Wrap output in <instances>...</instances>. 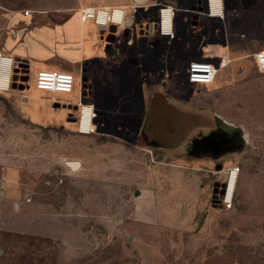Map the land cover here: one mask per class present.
<instances>
[{
	"label": "rangeland",
	"instance_id": "374dc122",
	"mask_svg": "<svg viewBox=\"0 0 264 264\" xmlns=\"http://www.w3.org/2000/svg\"><path fill=\"white\" fill-rule=\"evenodd\" d=\"M155 1L152 21L170 10L174 38L148 39L149 99L134 97L137 56L117 83L96 85L86 133L80 113L62 108L79 87L38 91L31 71L28 102L0 93V264H264V73L254 63L264 0H220L221 18L207 0L140 4ZM94 2L0 0V53L24 11L58 22ZM198 3L205 28L191 22ZM203 49L229 63L211 85L192 86L185 71ZM146 123L159 146L141 137ZM232 171L231 197L214 202V183L226 189Z\"/></svg>",
	"mask_w": 264,
	"mask_h": 264
},
{
	"label": "crops",
	"instance_id": "0c3cea01",
	"mask_svg": "<svg viewBox=\"0 0 264 264\" xmlns=\"http://www.w3.org/2000/svg\"><path fill=\"white\" fill-rule=\"evenodd\" d=\"M99 1L104 0H96V2L90 5H76V8L68 12V15L58 22L41 21L39 19L33 21L31 20V13H29L28 16H24L23 14L19 17L15 16L13 19L15 26L6 35L2 52L0 53L1 55L11 57L13 60L17 59L26 64L27 81L31 71L36 73L40 70H48L73 74L75 77V86L72 93L75 91L76 87H79L82 93V86L85 84L87 86L86 96L83 98L80 93V95L76 97V101L62 107L68 112L67 116L74 112L75 109L79 112L83 106L91 107L92 113L94 114L95 110L92 101L95 96L94 92L96 85L100 84V82L117 83L114 73L118 75L116 71H122L124 69L129 62V57L137 56L141 63L139 65L142 66V69L140 70L139 68L137 72V77L133 79L134 82L140 85L134 97L139 98L141 95L140 93L143 92L144 95H146V99H149L152 95V91L146 87L148 86V82H150L146 79L150 74L149 64L144 63L147 57L150 56V49L153 43L148 41V39L154 34L174 38L172 28L169 35L162 33L160 28V12L156 31L151 34L145 32L140 33L139 31L138 27L140 24L142 28L145 29L147 24L152 22L153 8H155L154 3L156 1L144 5L140 3L145 0H132V2L128 3L126 6L119 5V3H117L118 0H114L115 2H113L112 5L99 4ZM114 8L121 10L120 15L123 23L133 22L135 26L131 30L130 35L124 38L131 41L122 42L120 41L122 39H117L107 48L102 41L101 30L92 20H82L81 11L83 9H93L94 11L106 9L108 14H110ZM182 11L185 10L183 9ZM205 26V23L199 25L201 28H205ZM96 29L98 32H96ZM153 45L155 46L156 44L154 43ZM204 49L203 52H200V58L198 56L196 58L207 60L215 66H218L221 61L220 53L216 52L217 50L215 49H211L212 53H208V50L206 51ZM2 73L3 76L0 75L1 78L4 79L6 76L5 71ZM26 83L23 90L11 89L10 85L9 89L1 94L10 96L14 100L21 101V99H24V101L28 102V98H25V91L28 89ZM156 91L158 92L159 89H156ZM83 99L89 101L82 102ZM50 100L53 106L55 100L54 98ZM145 101L144 99V104ZM147 102L148 101H146L145 105H147ZM18 109L19 112L25 116L24 113L20 111L21 104L18 105ZM94 118L95 116L90 122V126L92 127L95 126ZM143 119L144 117H142L141 123Z\"/></svg>",
	"mask_w": 264,
	"mask_h": 264
},
{
	"label": "built area",
	"instance_id": "2783aa9c",
	"mask_svg": "<svg viewBox=\"0 0 264 264\" xmlns=\"http://www.w3.org/2000/svg\"><path fill=\"white\" fill-rule=\"evenodd\" d=\"M209 1L210 0H207V9H208V15L211 16L209 12ZM215 1H218V6H217L219 10L218 13L221 15L220 0H215ZM162 10L160 11V17H161ZM29 13L30 12L26 10L23 12V15L28 16ZM81 19L82 20H87V19L92 20L95 23V25L98 26L100 30L105 28L110 23L120 25V23L122 22L121 15H119L118 20H116L115 11L112 10L111 13L108 14V11L106 9L95 10V11L93 9H83L81 11ZM160 28L162 31L161 18H160ZM228 63H229V60L225 59V60H221L218 66H215L213 63L207 60H203V59L193 60L189 62L186 68V71H185L186 81L188 84H191V85H197V86L210 85L214 81L218 69L220 67L225 66ZM254 63H255L256 69L259 72L264 73V49L259 50L254 55ZM13 67H14V60L11 57H7V56L0 54V74L3 71H5V75H6L4 79H2L0 75V93L5 92L9 89L11 85V74H12ZM74 86H75V77L71 73L40 70V71H37V73L35 74L34 87L35 89L40 90V91L70 94L74 90ZM85 110H89L92 112V109L89 106L81 107L79 111L80 113L79 121ZM93 117H94V114L92 113L90 116V122ZM78 128H79V131L82 130L79 125H78ZM225 191H224V196H225Z\"/></svg>",
	"mask_w": 264,
	"mask_h": 264
},
{
	"label": "flooded vegetation",
	"instance_id": "af4514ba",
	"mask_svg": "<svg viewBox=\"0 0 264 264\" xmlns=\"http://www.w3.org/2000/svg\"><path fill=\"white\" fill-rule=\"evenodd\" d=\"M164 2L167 3V0H164ZM159 6H161V2L156 1L154 3V7H159ZM191 12H192L191 13L192 14L191 15L192 25L193 26H199V25L203 24L202 23V16L204 15V13H203L202 5L200 3H198L196 6H191ZM127 23H129V22H127ZM127 23L125 22V23H123V25H120V26L113 24V23H110L103 30H101L103 33V34H101L102 41L107 46V48L112 43H114L117 39H124L130 35V32L134 28L135 24L133 22H130V25H128L129 27H126ZM138 28H139L140 33L145 32L147 34H151L157 30L158 23L156 21H152L151 23L147 24L145 29L142 28L141 24L139 25ZM13 68H12V70H13ZM17 74H18V76L23 75L20 73H17ZM12 75H13V72L11 74V78H12ZM86 90H87V88H86ZM75 112H77V109H75V111L72 113H75ZM224 191H225V186L223 183H218V182L214 183L212 200L214 202L220 201L224 196Z\"/></svg>",
	"mask_w": 264,
	"mask_h": 264
},
{
	"label": "bare ground",
	"instance_id": "6f19581e",
	"mask_svg": "<svg viewBox=\"0 0 264 264\" xmlns=\"http://www.w3.org/2000/svg\"><path fill=\"white\" fill-rule=\"evenodd\" d=\"M217 6H218V1L210 0L209 1V12H210L211 16L221 18L222 15H220L218 13L219 10H218ZM114 11H115V16H116L115 19L118 20L121 10L114 8ZM160 18H161V25H162L163 34L169 35L171 33L172 12H170V10L163 9L161 12ZM1 75L3 76V73H1ZM91 114H92L91 111L85 110L81 116L79 123H78V125L82 129L81 132H83V133H86V129L88 127H90V116H91ZM235 177H236V172L232 171L231 176H230L229 181H228V184H227V187H226V191H225L224 197L226 200H229V198L231 197V194L233 192V185H234Z\"/></svg>",
	"mask_w": 264,
	"mask_h": 264
},
{
	"label": "water",
	"instance_id": "95a60500",
	"mask_svg": "<svg viewBox=\"0 0 264 264\" xmlns=\"http://www.w3.org/2000/svg\"><path fill=\"white\" fill-rule=\"evenodd\" d=\"M136 1H143V0H136ZM167 3L169 5H171L172 7H174V3L170 2L167 0ZM128 25H130V22L126 24V27H129ZM104 29V28H103ZM101 29V30H103ZM101 34L102 31H101ZM26 69H27V66L24 62H21L19 60H14V68L12 70L13 72V75H12V78H11V89H18V90H23L25 88V83L27 82V76H26ZM17 73H20V74H23L22 76H18ZM86 88L87 86L85 84H83L82 86V93H81V96L84 98L86 96ZM89 100H85L83 99L82 102H88ZM53 107L55 108H58L60 107V104L59 103H55L53 105ZM62 107H65L64 105H62ZM72 168H76L78 167V164L77 163H70L69 164ZM137 195V193L135 194Z\"/></svg>",
	"mask_w": 264,
	"mask_h": 264
},
{
	"label": "trees",
	"instance_id": "16d2710c",
	"mask_svg": "<svg viewBox=\"0 0 264 264\" xmlns=\"http://www.w3.org/2000/svg\"><path fill=\"white\" fill-rule=\"evenodd\" d=\"M141 137L145 141L147 146L151 147H157L159 146L158 141L155 139L154 135L152 134V129L150 126L146 123L142 127Z\"/></svg>",
	"mask_w": 264,
	"mask_h": 264
}]
</instances>
